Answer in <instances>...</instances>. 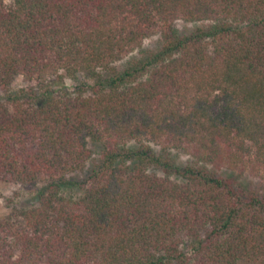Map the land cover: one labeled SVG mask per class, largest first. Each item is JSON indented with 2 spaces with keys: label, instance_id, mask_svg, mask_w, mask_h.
Returning a JSON list of instances; mask_svg holds the SVG:
<instances>
[{
  "label": "trees",
  "instance_id": "1",
  "mask_svg": "<svg viewBox=\"0 0 264 264\" xmlns=\"http://www.w3.org/2000/svg\"><path fill=\"white\" fill-rule=\"evenodd\" d=\"M59 72L92 82L36 89ZM0 90V182H42L0 218V264H264V193L218 171L264 182V0H0Z\"/></svg>",
  "mask_w": 264,
  "mask_h": 264
},
{
  "label": "rangeland",
  "instance_id": "2",
  "mask_svg": "<svg viewBox=\"0 0 264 264\" xmlns=\"http://www.w3.org/2000/svg\"><path fill=\"white\" fill-rule=\"evenodd\" d=\"M209 21H186V20H176L174 23V27L177 32L180 34H188L193 32L198 27H204L209 25ZM162 40L159 35H153L145 38L140 46L133 49L129 54L122 57L120 60L115 62V65L118 69H124L128 63L134 59L141 57L144 53L150 50H158L161 47ZM59 74L63 76L60 78ZM81 82H92L90 78H88L84 73L80 72L76 74L74 77L64 75L63 72H59L58 74L49 75L44 81H41L35 85L36 89L39 91L45 89H56L61 86H65L69 91H72L75 86H78ZM31 83L25 81L22 76H18L14 79L11 85L12 92L18 91L20 88L28 87ZM0 96H4V93L0 90ZM89 145L93 150V157L89 160L84 168L80 171H75L70 173L68 176L73 181H79L85 178L92 166L93 160L97 159L101 150L102 145L100 142H94L92 140L89 141ZM153 147V150L156 154L163 153L161 145L155 144L153 142L150 143ZM169 156L173 158L174 162L177 165H189L194 164L195 159L181 151L175 149L168 150ZM209 167L213 168L211 163L208 164ZM149 171L155 172L159 175H163L164 172L161 168L149 167ZM219 173L223 176H231L234 177L238 182L245 186H252L255 188H260L264 193V182L260 179L251 176L247 171H238L228 169L226 167H222L218 169ZM171 177L175 180L181 181V177L176 174H171ZM42 186V182H39L36 187H28L24 186L20 183H15L12 181H1L0 182V218H4L14 209L19 208H29L38 204V189ZM82 190L77 185H72L69 188L65 189L64 194L66 196H77L81 194ZM188 239H184L183 248L187 249Z\"/></svg>",
  "mask_w": 264,
  "mask_h": 264
}]
</instances>
